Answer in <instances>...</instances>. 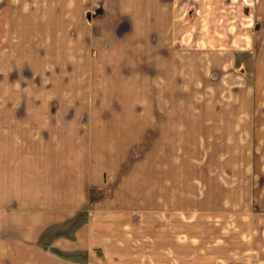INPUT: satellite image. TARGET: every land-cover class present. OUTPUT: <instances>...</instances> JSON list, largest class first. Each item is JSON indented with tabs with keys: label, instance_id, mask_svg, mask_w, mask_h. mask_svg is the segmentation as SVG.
Masks as SVG:
<instances>
[{
	"label": "crops",
	"instance_id": "crops-1",
	"mask_svg": "<svg viewBox=\"0 0 264 264\" xmlns=\"http://www.w3.org/2000/svg\"><path fill=\"white\" fill-rule=\"evenodd\" d=\"M92 1L0 0V264H105L95 249L105 258L126 257L101 238L105 206L86 217L85 192L93 184L96 195L107 163H117L138 140L146 128L140 115L163 130L171 128L173 114L182 115L183 162L203 156L228 164V172L238 164V182L218 192L226 194L229 211V194H247L245 173L264 162V24L255 36L258 80L250 91L236 85L233 70L227 77L221 72L231 52L250 50L251 37L235 44V28H219L216 17L217 29L197 24L225 1L253 3L264 19V0H194L190 15L187 0H98L104 4L96 36L86 21ZM141 63L153 71L140 70ZM123 65L130 67L127 74ZM176 93H182V108L156 102ZM194 184L202 186L198 178ZM258 192L263 199L264 186ZM261 211L243 225L251 253L264 244ZM250 259L264 264V253Z\"/></svg>",
	"mask_w": 264,
	"mask_h": 264
},
{
	"label": "rangeland",
	"instance_id": "rangeland-1",
	"mask_svg": "<svg viewBox=\"0 0 264 264\" xmlns=\"http://www.w3.org/2000/svg\"><path fill=\"white\" fill-rule=\"evenodd\" d=\"M103 4L93 0L88 8L87 20L83 18V21H89L88 31L93 33L92 36L98 34L96 23L100 20ZM213 5L218 6L215 7L218 12L212 13L213 18H203L201 23L197 21L201 29L203 25L217 29L214 27L217 26L214 19L216 17L219 18V28L226 27L228 31L235 28V44L243 41L249 43L251 37L250 50L240 54L231 52L234 57L229 62L225 59L222 61L226 65L224 64L221 72L227 77L233 70L240 77L236 79L239 81L236 85L239 84L240 88L245 86L250 91L258 80L254 71L258 60L255 36L259 33L261 24H264V19L255 15L253 3L235 1L234 7L225 1ZM196 9L197 3L194 0L186 1V14L190 15ZM124 21L128 22L127 19ZM238 24L243 29L237 28ZM76 29L78 37L81 32L79 33L78 27ZM227 37L231 39L232 35ZM159 61L162 65L165 64L162 60ZM142 63L139 65L140 70L153 71L151 66ZM206 66L209 67L208 64ZM121 69L124 74L130 71L127 65H123ZM106 86L112 92L118 91L115 83H107ZM176 86V89L182 88V75L181 82H175L174 87ZM170 100L172 108H182V93H176L169 100L157 98L156 102L161 107L166 106V102L169 103ZM220 101H224L222 94ZM244 105L245 103H241L240 107ZM231 106L227 105L229 108ZM173 116L171 128L163 130L158 129L157 125H148L146 115H140L138 122L146 124L143 126L146 128L139 131L138 140L127 146L125 154L118 158L117 163H107L105 178L97 194L91 191L93 184L85 186L88 188L84 204L86 217L93 219L98 212L97 208L105 206L101 209L102 213H106L102 215L101 238H107L108 247L116 249L120 256H126L122 259L105 258V254L95 249L96 258L99 257L97 260L100 261L101 257L105 264H251L250 254L261 256L264 244L262 243L260 250H253L254 253H251L244 237L248 234L249 238V233L244 234L243 225L249 224L254 217L259 218L258 213L264 207V195H261V199L258 192L264 186V162H260V165L257 163L258 169L252 166V171L245 173L246 183L250 185L246 190L247 194H229L232 190L227 192L234 209L229 211L226 194L218 192L222 187L226 192V187L234 185V181L238 182V164L228 172V164H210L203 161V156L198 162H188L186 158L187 162H183L182 115ZM192 140L189 136L188 143ZM210 141V138H203V142ZM199 147L201 149L205 146ZM197 178L202 186H195L194 179ZM232 213L234 217H230ZM111 236H117L118 241L111 243ZM129 254L133 255L132 259Z\"/></svg>",
	"mask_w": 264,
	"mask_h": 264
}]
</instances>
